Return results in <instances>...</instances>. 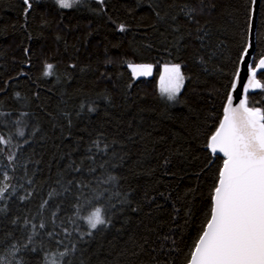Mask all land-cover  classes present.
<instances>
[{"label":"trees","instance_id":"trees-1","mask_svg":"<svg viewBox=\"0 0 264 264\" xmlns=\"http://www.w3.org/2000/svg\"><path fill=\"white\" fill-rule=\"evenodd\" d=\"M29 3L0 0V187L14 193L0 214V264H46L66 250L63 264H184L211 209L223 157L206 144L223 118L253 3ZM261 55L264 0L253 65ZM174 63L185 76L176 104L158 86L163 65ZM139 64L153 65L151 74L134 73ZM258 78L264 85V72ZM248 99L264 105V90ZM97 207L110 223L92 230L86 217ZM25 219L46 228L13 255L31 234Z\"/></svg>","mask_w":264,"mask_h":264},{"label":"snow or ice","instance_id":"snow-or-ice-1","mask_svg":"<svg viewBox=\"0 0 264 264\" xmlns=\"http://www.w3.org/2000/svg\"><path fill=\"white\" fill-rule=\"evenodd\" d=\"M79 2L80 0H57L61 8H71ZM251 2L255 4L256 0ZM24 3L30 7L29 0H24ZM120 30L124 31L123 25ZM248 31L249 38L242 45L236 62L230 84L231 91L223 108V118L206 144L213 154H222L223 157L212 189L211 209L197 240L184 259V264H264V105L257 106L260 101H253L250 105L247 96L250 89L264 90V85L257 79V69H264V55L260 56L258 64H245V58L250 56L254 40L251 18ZM52 67L51 64L45 66V76L51 74ZM130 67L134 73L150 75L153 65L139 64ZM181 67L179 63L163 65L160 76L161 93L166 94L168 100H175L184 85L185 76ZM245 68L247 82L242 85L244 96L234 105L232 93L237 89ZM2 142L3 138L0 137V143ZM95 147L104 152L108 146L105 144L101 148L97 142ZM100 167L103 168L104 164H100ZM74 170L79 172L81 169ZM95 170V167L89 169L91 172ZM115 179L109 176L104 182ZM68 183L71 184L72 181ZM63 191H68V188H63ZM11 194L14 193L9 192L8 185L0 187V202H4L3 206H0V214L7 213L6 201ZM54 194L49 195L51 197ZM20 199L23 201L26 197L21 196ZM47 204V200L43 201L41 208ZM55 215L53 212V216ZM69 223H75V219H70ZM86 223L90 229L96 230L98 226L106 227L110 220L106 218L102 208L97 207L86 217ZM30 224L31 234L26 236L27 243H20V247L12 245L13 255L20 251V248H27L35 243L34 237L39 235L37 228H46L44 222L36 225L28 219L24 220L26 228ZM65 233L68 236L72 234L67 229ZM48 235L51 236L52 233L49 232ZM87 235L91 236L92 232L89 231ZM70 251H75V245ZM68 254L69 250L61 252L58 259L46 260V264H63V258Z\"/></svg>","mask_w":264,"mask_h":264},{"label":"water","instance_id":"water-1","mask_svg":"<svg viewBox=\"0 0 264 264\" xmlns=\"http://www.w3.org/2000/svg\"><path fill=\"white\" fill-rule=\"evenodd\" d=\"M261 0H256V3L253 4V10H252V22H253V33L252 37L253 40V47L250 49V56L245 58V64H253V58L256 51V30H257V20H258V14L260 9ZM258 64V63H257ZM264 72V69H257V79L259 80L258 76ZM247 82L246 79V68L241 74L240 82L238 84L237 89L232 93L234 97V105L239 102V99L244 96L242 85ZM259 82L262 84V82L259 80ZM260 88L250 89L249 93H257L260 92ZM248 93V94H249ZM247 94V96H248ZM222 156V154H219Z\"/></svg>","mask_w":264,"mask_h":264},{"label":"rangeland","instance_id":"rangeland-1","mask_svg":"<svg viewBox=\"0 0 264 264\" xmlns=\"http://www.w3.org/2000/svg\"><path fill=\"white\" fill-rule=\"evenodd\" d=\"M162 70H163V69H162ZM181 71H182V70H181ZM161 74H162V73H161ZM158 86H159V91H160V93H161V82H160V78H159V84H158ZM181 90H182V88H181ZM181 90H180V92L177 94V97H176L175 100H168L166 94H162V93H161V95H162V97H163L165 100H167L168 102H170V103H172V104H176V103L178 102V100H179V96H180Z\"/></svg>","mask_w":264,"mask_h":264}]
</instances>
